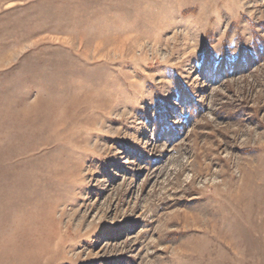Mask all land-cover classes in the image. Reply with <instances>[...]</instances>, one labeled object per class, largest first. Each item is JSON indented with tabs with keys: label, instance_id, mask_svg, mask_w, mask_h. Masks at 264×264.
I'll return each instance as SVG.
<instances>
[{
	"label": "rangeland",
	"instance_id": "obj_1",
	"mask_svg": "<svg viewBox=\"0 0 264 264\" xmlns=\"http://www.w3.org/2000/svg\"><path fill=\"white\" fill-rule=\"evenodd\" d=\"M255 43L264 0H0V264H264V57L200 67Z\"/></svg>",
	"mask_w": 264,
	"mask_h": 264
},
{
	"label": "trees",
	"instance_id": "obj_2",
	"mask_svg": "<svg viewBox=\"0 0 264 264\" xmlns=\"http://www.w3.org/2000/svg\"><path fill=\"white\" fill-rule=\"evenodd\" d=\"M240 50L234 60L227 59L226 57H222V59L218 62H214L213 58H211L210 53L205 52L203 60L201 62L200 67L204 70L208 68L212 69L214 75L225 73V72H234L239 69H244L249 66L251 63L256 60H260L264 57V44L262 46L254 44V48L251 52L241 53ZM182 99V97H181ZM187 98L182 99V103H184L185 108L190 107L189 100Z\"/></svg>",
	"mask_w": 264,
	"mask_h": 264
}]
</instances>
